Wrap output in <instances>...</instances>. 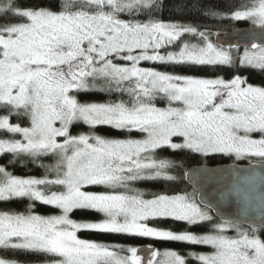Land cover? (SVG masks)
Here are the masks:
<instances>
[{
    "label": "snow or ice",
    "instance_id": "obj_1",
    "mask_svg": "<svg viewBox=\"0 0 264 264\" xmlns=\"http://www.w3.org/2000/svg\"><path fill=\"white\" fill-rule=\"evenodd\" d=\"M50 3L0 0L5 20L0 23V108L7 110L0 115V131L21 137L0 138V155L55 160L42 165L43 178L14 175L0 165V201H30L23 212L0 211V249L51 254L49 264H187V257L174 250L149 245L145 258L135 246L82 239L78 232L84 230L210 245V253H189L199 264H264L259 235L264 231V176L256 171L257 166L264 170V86L240 75L205 78L140 66L238 63L264 71V0H246L230 11L204 8L200 0L176 3L178 12L198 11L205 19L249 21L252 35L237 43L221 41L212 31L215 24L155 18L162 0H60L58 10ZM92 90L120 98L78 99ZM158 100L167 106L158 107ZM13 115L27 117L30 126L11 123ZM81 123L90 131L72 134ZM97 126L137 132L140 138H107L96 134ZM165 150L199 154L205 163L190 176L184 161L161 155ZM210 154L248 159L250 168H210ZM228 176L231 184L216 205L203 195L198 201L195 187L193 193L145 198L133 186L182 178L196 185ZM233 197L239 211L227 215L221 206L233 204ZM36 202L58 214H37ZM75 210L102 218L73 219ZM253 210L259 219L248 218ZM159 218L208 228L196 234L150 226ZM229 230L236 235H226ZM0 264L19 261L0 255Z\"/></svg>",
    "mask_w": 264,
    "mask_h": 264
},
{
    "label": "trees",
    "instance_id": "obj_2",
    "mask_svg": "<svg viewBox=\"0 0 264 264\" xmlns=\"http://www.w3.org/2000/svg\"><path fill=\"white\" fill-rule=\"evenodd\" d=\"M45 4L49 3V0H43ZM60 0H51L50 6L53 10H58V4ZM179 0H162L161 9L154 14L155 18L162 19L164 21H173V22H182V23H193V24H215L212 28L213 32H228L234 29H238L244 26L251 25L249 22L245 21H230L225 20L220 22L218 19H205L202 14L198 11H187L183 13L176 10V3ZM194 2V0H189V3ZM201 5L204 8L208 6L213 7L215 10L230 11L236 7H239L242 3H245L246 0H200ZM122 18L127 19V16ZM145 17H140L144 19ZM5 20L0 18V23H4ZM185 40L194 42L189 36L184 37ZM175 50V49H174ZM151 67H157L161 70H167L181 75H192L196 77H223L224 79H231L235 75H240L241 77H246L247 82L253 85L264 86V73L258 70H254L251 67H240L237 65L233 67L226 66H196V65H170V66H161L158 63L148 64ZM118 97L117 94L113 93L109 95L105 92L98 90H92L87 93L78 94V99L82 102H108L116 100ZM127 99V97H123ZM157 106L164 107L167 106V102L163 100L157 101ZM7 114L6 109H0V115ZM12 123H20L21 126H29L30 123L25 116H16L13 115L10 118ZM72 134L78 133H87L89 132L88 126L84 124L74 125L71 129ZM96 134L105 136L107 138L114 139H123L129 138H138L140 134L137 132H132L129 134L126 131L116 130L110 126H97L95 129ZM0 137L7 138L11 137L8 133L0 131ZM162 156L173 157L177 160L184 161V171H187L192 166H197L205 163V158L199 154H194L188 151H172L165 150L161 153ZM55 160L51 156L42 157L40 159L33 160L28 156H13V154L8 153L0 156V165L4 166L9 172L14 175L19 176H34L37 178H43L45 175V168L42 165L54 164ZM207 165L214 166L218 164H227L234 163L232 159L226 158L223 155H209L206 158ZM237 163L247 164L248 161H238ZM172 175H178L176 172H172ZM49 177H53L54 173H49ZM134 187L140 189L145 193V198H152L153 194H167L174 195L180 194L183 192L193 193V189L185 182V178L168 181L164 179L156 180H144L138 181ZM196 195V193H195ZM30 201L27 198H14L11 201H0V211H17L23 212ZM59 210L55 209L53 206L43 205L39 202L35 204V212L40 215H53L58 213ZM74 219L77 220H99L100 214L95 213L90 210H75L71 214ZM150 226L159 227L162 229L172 230L174 232L181 231H190L196 234H203L207 231V225H197L189 226L186 222L176 221L172 218H159L150 221ZM85 238L107 242V243H117L124 245H131L135 247H141L147 244L155 245L158 247V250H176L181 255L187 257V264H199L194 257L189 256L190 252L203 253L208 252V249L202 245H192L189 242H180V241H169V240H154L147 237L133 236V235H124V234H111V233H94L86 232L81 233ZM229 236H235V232L229 230L227 232ZM262 239H264V231L259 233ZM0 255L5 256L6 258L16 259L19 263H46L54 259L50 254H45L41 252H35L30 250H3L0 249Z\"/></svg>",
    "mask_w": 264,
    "mask_h": 264
},
{
    "label": "water",
    "instance_id": "obj_3",
    "mask_svg": "<svg viewBox=\"0 0 264 264\" xmlns=\"http://www.w3.org/2000/svg\"><path fill=\"white\" fill-rule=\"evenodd\" d=\"M234 30L228 31V32H220V40L225 41V42H229V43L242 42V41L248 39V37L251 36L253 31H254L252 28V25L244 26V27L234 29ZM255 32L258 35L259 30L256 29ZM216 39L217 38L214 36V42L216 41ZM241 49H243V48L241 47ZM207 166L210 168L219 167V168H223L225 170H231L234 167L242 169V170H248L250 168L249 164H240V163H227V164H218V165H214V166H210V165H207ZM196 171H197L196 166H192L187 170V172H189L190 176L193 175L194 173H196ZM256 171L259 172L262 176H264V170H262L259 166L256 167ZM241 174H243V171ZM185 182L193 190H194V187L197 189L195 193H196V197H197L198 201H199L200 196L203 195L204 197H206L208 199V201L210 203L216 205V202L218 200H220V198H221V192L227 186H230L231 176H228V178L226 180H219L217 178V179L210 181V182H207V183H205L204 179H201L200 182L196 185H194L187 178H185ZM232 199H233V204H231V205L225 204V205L221 206V210L223 212H225V214H227V215H231V214L237 213L239 211V209L237 208V205L239 204V202L236 201L234 197ZM212 214L215 215V211ZM240 215H243V213H240ZM248 218L259 219L260 218L259 211L253 210L251 213H249ZM244 226L248 227L247 224H245ZM147 248H148L147 245H144V246H141L138 248L141 250L139 252V254L145 258L148 255V253L145 251V249H147ZM153 248L156 249L155 246Z\"/></svg>",
    "mask_w": 264,
    "mask_h": 264
},
{
    "label": "rangeland",
    "instance_id": "obj_4",
    "mask_svg": "<svg viewBox=\"0 0 264 264\" xmlns=\"http://www.w3.org/2000/svg\"><path fill=\"white\" fill-rule=\"evenodd\" d=\"M166 22H168V21H166ZM245 22H249V21H245ZM250 23V22H249ZM251 24V23H250ZM191 38V37H190ZM192 39H194V38H192ZM212 39H213V41H214V36L212 37ZM194 42L193 43H195V42H197L195 39L193 40ZM190 42H192V41H190ZM168 50H174V49H168ZM240 52H243V49H240ZM117 62H122V61H117ZM155 62H141V67H151V66H149L148 64H154ZM253 69V68H252ZM255 70V69H254ZM261 72H263L264 73V71H261ZM205 78H208V77H205ZM213 78H215V77H213ZM248 83V82H247ZM256 86H259V85H256ZM159 107V106H158ZM164 107H166V106H164ZM0 109H2V108H0ZM11 122V121H10ZM12 123V122H11ZM30 126V125H29ZM58 126V125H57ZM7 133V132H6ZM9 134V133H8ZM11 137H7V138H4V139H13V138H15V139H20L21 137L17 134V135H15V136H13L12 134H9ZM0 138H2V137H0ZM138 138H140V137H138ZM123 139H125V138H123ZM175 139V138H174ZM176 142H180V140L179 139H176ZM4 155V154H3ZM21 155H23V156H27V155H24V154H21ZM210 155H214V154H210ZM215 155H223V154H215ZM1 156V155H0ZM223 156H225V155H223ZM29 157V156H28ZM226 158H230V159H232L233 160V162L234 163H237L238 161L237 160H235V158L234 157H229V156H225ZM253 159H255V158H253ZM239 161H248V159H242V160H239ZM249 162V161H248ZM28 176H30V175H26V176H23V177H28ZM49 178H52V177H49ZM53 190H55V189H53ZM55 214H58V213H55ZM73 218V217H72ZM100 218H102V216L100 215ZM74 219V218H73ZM90 220V219H89ZM91 221H97V220H91ZM86 233V232H94V233H99V232H96V231H84V230H82V231H80V232H78V235L80 236V238H82V239H89V238H85L84 236H82V234L81 233ZM124 235H130V234H124ZM226 235H228L227 233H226ZM134 236V235H133ZM147 238H151V239H154V240H164V239H161V238H157V237H147ZM90 240H93V239H90ZM97 241V240H96ZM170 241V240H169ZM148 245H150V244H148ZM151 246H153V245H151ZM201 246V245H200ZM203 247H205L206 249H208V252H203V253H210L211 251H213V249H212V247L210 246V245H202ZM154 247V246H153ZM138 248V247H137ZM159 251H161V252H163L164 250H159ZM174 251H176V250H174ZM179 253V252H178ZM51 255V254H50ZM50 262V261H49ZM49 262H46V263H19V264H49Z\"/></svg>",
    "mask_w": 264,
    "mask_h": 264
},
{
    "label": "flooded vegetation",
    "instance_id": "obj_5",
    "mask_svg": "<svg viewBox=\"0 0 264 264\" xmlns=\"http://www.w3.org/2000/svg\"><path fill=\"white\" fill-rule=\"evenodd\" d=\"M147 246H149V245L147 244ZM153 246H155V245H153ZM153 246H152V247H153ZM155 247H156V246H155ZM156 249L158 250V247H156Z\"/></svg>",
    "mask_w": 264,
    "mask_h": 264
}]
</instances>
